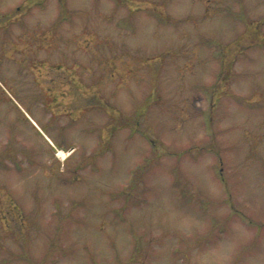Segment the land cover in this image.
I'll return each instance as SVG.
<instances>
[{
    "label": "rangeland",
    "instance_id": "obj_1",
    "mask_svg": "<svg viewBox=\"0 0 264 264\" xmlns=\"http://www.w3.org/2000/svg\"><path fill=\"white\" fill-rule=\"evenodd\" d=\"M0 264H264V0H0Z\"/></svg>",
    "mask_w": 264,
    "mask_h": 264
},
{
    "label": "bare ground",
    "instance_id": "obj_2",
    "mask_svg": "<svg viewBox=\"0 0 264 264\" xmlns=\"http://www.w3.org/2000/svg\"><path fill=\"white\" fill-rule=\"evenodd\" d=\"M63 153V152H62Z\"/></svg>",
    "mask_w": 264,
    "mask_h": 264
}]
</instances>
